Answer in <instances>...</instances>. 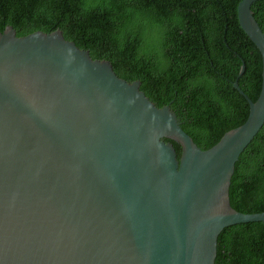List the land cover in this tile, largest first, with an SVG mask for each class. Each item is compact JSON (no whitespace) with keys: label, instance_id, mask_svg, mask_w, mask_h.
I'll list each match as a JSON object with an SVG mask.
<instances>
[{"label":"water","instance_id":"water-1","mask_svg":"<svg viewBox=\"0 0 264 264\" xmlns=\"http://www.w3.org/2000/svg\"><path fill=\"white\" fill-rule=\"evenodd\" d=\"M254 1L241 0L238 18L262 53V89L253 101L236 80L249 116L209 149L140 80L61 30H0V264H215L225 227L264 221L229 192L264 126Z\"/></svg>","mask_w":264,"mask_h":264},{"label":"trees","instance_id":"trees-1","mask_svg":"<svg viewBox=\"0 0 264 264\" xmlns=\"http://www.w3.org/2000/svg\"><path fill=\"white\" fill-rule=\"evenodd\" d=\"M241 0H0V30L18 36L61 30L109 60L115 72L158 107L170 105L202 149L248 118L263 82V56L238 18ZM254 16L264 32V0ZM245 72L239 77L242 66ZM171 141L181 156L182 146ZM233 208L264 211V126L239 156L230 185ZM215 264H264V221L225 227Z\"/></svg>","mask_w":264,"mask_h":264}]
</instances>
